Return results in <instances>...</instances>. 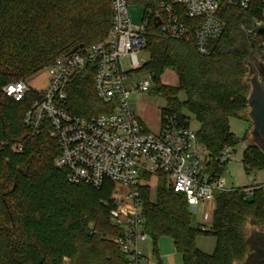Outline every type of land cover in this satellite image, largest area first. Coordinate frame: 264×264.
Here are the masks:
<instances>
[{"label": "trees", "instance_id": "1", "mask_svg": "<svg viewBox=\"0 0 264 264\" xmlns=\"http://www.w3.org/2000/svg\"><path fill=\"white\" fill-rule=\"evenodd\" d=\"M132 3L152 5L147 0ZM178 10L188 27H199V19H189ZM219 18L224 32L210 43L206 56L198 53L193 35L189 41L166 39L153 23L148 26L144 51L149 56L144 70L154 81L151 93L166 99L163 110L170 115L188 122V127L192 120L199 125L197 138L216 177L224 175L227 166L217 161L221 153L248 141L231 133L230 120L243 119L242 112L249 108L251 89L245 77L248 64L255 61L256 39L264 36L255 38L247 31L255 19L264 21V0H252L246 10L225 0ZM112 29L111 0H0V140L24 143L20 154L11 148L0 154V264H66L65 260L127 264L117 243L122 229L111 218L116 208L113 183L106 182L101 189L70 184L68 172L55 166L61 148L50 136V126L46 124L33 139L24 126L38 95L30 93L16 102L2 91L8 84L38 75L77 47L88 49L107 39ZM167 70L177 75L178 87L162 83ZM67 93L65 108L78 117L91 119L112 111L97 97L93 71L75 76ZM180 93L186 95L185 101L179 99ZM243 163L248 175L263 171V144L250 142ZM248 188L217 193L212 227L202 231L185 197L167 182L154 203L150 190L142 187L145 230L156 255L159 242L166 238L174 243L182 264L258 263L259 242H264V189L247 198L244 189ZM250 225L263 230L255 231L251 240ZM200 235L216 238L213 254L196 247Z\"/></svg>", "mask_w": 264, "mask_h": 264}, {"label": "built area", "instance_id": "2", "mask_svg": "<svg viewBox=\"0 0 264 264\" xmlns=\"http://www.w3.org/2000/svg\"><path fill=\"white\" fill-rule=\"evenodd\" d=\"M147 1L152 5L145 7L143 22L137 26L129 11L132 0H111L113 29L109 37L80 53L60 57L36 75L46 72L44 88L31 84L34 76L2 89L16 102L23 101L30 93L38 95L25 115L24 126L30 131L31 139L39 136L46 124L50 126V136L61 148L55 166L68 172L70 184L101 189L106 182L113 183L112 198L116 208L111 218L113 224L122 229L117 243L127 264H144L140 244L151 239L145 230L141 205V180L145 175L165 177L167 184H171L176 194L185 197L195 213L204 205L207 212L212 210L214 214L217 193L238 189L228 184L225 174L216 177L210 172L197 131L188 127V122L162 110L161 131L152 133L139 117L132 100L135 94H151L154 87L152 75L144 70L147 60L141 57L147 45L149 24L155 25L159 19L160 26L156 28L166 39L189 41L193 35L198 53L206 56L210 43L224 32L219 11L225 0ZM251 1L230 0L244 10ZM178 9L189 19H199V27L192 29L182 22ZM261 29H264V21L255 19L254 27L247 33L256 38ZM260 49L264 54V40H260ZM91 71L98 99L112 107V111L85 119L67 111L65 103L72 79ZM260 83L264 88V76ZM7 148L20 154L24 152V143L10 145L0 140V154ZM230 158L227 148L217 161L224 167ZM249 187L244 189L247 198L253 197L256 190L264 189V183L254 180ZM206 224H202V231L208 230Z\"/></svg>", "mask_w": 264, "mask_h": 264}, {"label": "rangeland", "instance_id": "3", "mask_svg": "<svg viewBox=\"0 0 264 264\" xmlns=\"http://www.w3.org/2000/svg\"><path fill=\"white\" fill-rule=\"evenodd\" d=\"M130 16L133 19L134 25L140 26L143 22L144 13H145V7L138 3H131L129 6ZM258 41V48L254 53L255 62H250L248 64V73L245 77V84L250 87L252 91L251 86V80L255 77V74L259 75V79L264 76V54L262 53L260 49V41ZM141 57L145 58L147 62L149 61V56L143 52L141 54ZM167 72V73H166ZM163 76L164 79L169 82L174 87L177 85L178 80L175 75V73L171 70H167ZM46 72L42 73L38 78V82L42 83L46 78ZM162 76V77H163ZM162 80V78H161ZM33 85H38L33 83ZM138 101L145 106V109L148 113V115L152 118L156 117L158 113H160L163 109L167 107V101L166 99L160 95L159 93H155L145 96L140 95L137 97ZM179 99L181 101L186 100V95L184 93H180ZM251 109L248 108L247 110L242 112L243 119L238 118H232L230 120V131L233 133L238 139L243 140L244 138L248 137L247 142L241 143L238 147L235 148H229V151L231 153L230 161L228 162L226 169H225V178L227 179V182L230 186L234 185L235 188H244L249 187L253 184V181L257 179V181L264 180V171L257 172L254 175H248L243 163V157L244 154L248 148V144L250 142H255V140L252 137V130L254 128V124L250 118ZM191 129L197 131L199 128V125L192 120V123L190 124ZM165 177H161L158 174L153 175H145L141 180V185L146 188L147 190H150V201L154 203L157 200V194L160 187L165 185ZM169 187H171V184H168ZM118 190L120 188L117 186ZM112 214V211H111ZM195 217L200 224H206L208 230L212 227V217H213V211H206V208L204 205H201L198 208V212L195 213ZM255 231L262 232L263 230L256 227V226H249L248 229V238L251 240L252 237H254ZM217 240L212 235H200L196 239V247L202 251L205 254L211 255L215 252L216 249ZM154 245L151 243L152 249ZM163 261V264H182L181 257L179 255H175V253L167 252L165 257L161 258ZM65 263L68 264V260H65Z\"/></svg>", "mask_w": 264, "mask_h": 264}, {"label": "crops", "instance_id": "4", "mask_svg": "<svg viewBox=\"0 0 264 264\" xmlns=\"http://www.w3.org/2000/svg\"><path fill=\"white\" fill-rule=\"evenodd\" d=\"M164 76H165V74H164ZM164 76L162 77V83L164 85L174 87L173 85H171L169 82H167L164 79ZM38 77L39 76H36L34 79H32L31 84L32 85H33V83L38 84V85H33L36 88H44L45 87V80H46L47 76L42 83L38 82V79H39ZM176 77H177V75H176ZM177 80H178V77H177ZM178 86H179V81L175 87H178ZM149 95H151V94H148L145 96H149ZM139 96L140 95H136V94L132 96L134 107H135L139 117L141 118L142 121H144L146 123V126H147L149 131H151L152 133H155V134L160 133L161 128H162V122H161V117H160L161 112L158 113L156 115V117H154V118L150 117L148 115L146 109H145V106L138 101L137 97H139ZM255 180H257V179H255ZM258 182L264 183V180L258 181ZM212 223H213V217H212ZM151 243L154 245L152 239L140 244V250L144 256V264H163V261L161 258L165 257L167 252L175 253V255H179L176 251L174 243L170 239L164 238L159 242V244H158L159 257L156 255L155 245L153 246L154 249H152Z\"/></svg>", "mask_w": 264, "mask_h": 264}, {"label": "water", "instance_id": "5", "mask_svg": "<svg viewBox=\"0 0 264 264\" xmlns=\"http://www.w3.org/2000/svg\"><path fill=\"white\" fill-rule=\"evenodd\" d=\"M160 26V20L157 19L155 27ZM260 35H264V29L259 31ZM84 46L75 48L71 54L80 53ZM252 91L249 98V108L251 109L250 118L254 124L251 132L253 139L256 142L263 144L264 151V88L260 83L259 75L251 80Z\"/></svg>", "mask_w": 264, "mask_h": 264}, {"label": "flooded vegetation", "instance_id": "6", "mask_svg": "<svg viewBox=\"0 0 264 264\" xmlns=\"http://www.w3.org/2000/svg\"><path fill=\"white\" fill-rule=\"evenodd\" d=\"M262 245H264V242H262V241L259 242V246H258L257 252L262 255V258L259 259V262L256 263V264H264V248H261ZM249 264H254V263L249 262Z\"/></svg>", "mask_w": 264, "mask_h": 264}]
</instances>
